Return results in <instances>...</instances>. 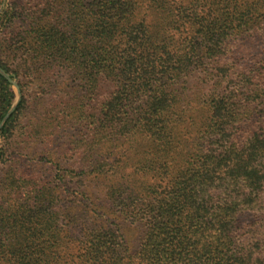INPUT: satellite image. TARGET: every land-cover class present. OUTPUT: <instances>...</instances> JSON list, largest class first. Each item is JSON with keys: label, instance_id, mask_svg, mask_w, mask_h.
I'll list each match as a JSON object with an SVG mask.
<instances>
[{"label": "trees", "instance_id": "obj_1", "mask_svg": "<svg viewBox=\"0 0 264 264\" xmlns=\"http://www.w3.org/2000/svg\"><path fill=\"white\" fill-rule=\"evenodd\" d=\"M251 1L37 0L26 23L23 9L2 10L7 62L0 66L21 78L57 75L52 121L39 122L55 133L73 119L85 132L72 143L70 169L49 162L46 133L32 134L28 140L41 139V158L26 172L14 162L17 170L1 177L24 94L0 129V264H264V224L254 219L244 228L239 220L264 216V134L245 126L264 113L254 103L264 96L261 85L253 83L264 54L242 46L264 37V0ZM20 23L31 54L14 68L8 36ZM237 56L258 68L230 72L227 63ZM215 67L223 75L208 74ZM198 69L211 90L182 94ZM230 76L234 88L223 86ZM249 85L251 98L230 102ZM12 98L0 76V120ZM48 162L60 175L32 178V168ZM66 178L92 190L64 200ZM83 199L88 206L81 208ZM122 222L144 227L136 250L126 245ZM78 227L82 246H69Z\"/></svg>", "mask_w": 264, "mask_h": 264}, {"label": "rangeland", "instance_id": "obj_2", "mask_svg": "<svg viewBox=\"0 0 264 264\" xmlns=\"http://www.w3.org/2000/svg\"><path fill=\"white\" fill-rule=\"evenodd\" d=\"M254 1V0H252ZM251 1V2H252ZM14 6L17 8V12L20 11V9L24 10V14L26 15L23 17V21L26 23L30 20V17L33 15V13L38 8L37 0H0V13L2 10L8 9ZM263 9L262 2L259 3V11ZM28 18V20H27ZM261 19L259 14V20ZM20 29H17L15 33L17 35L13 38L11 36H8L9 41L11 40L10 47L12 46V49L9 47V52H13L15 55V59L11 61V58L13 55H10L8 58V62L14 66V68H17L21 63L20 56L23 54V58H25L26 55H30L31 51H25L27 50V47H25L23 44V41L21 40V35H24V32L27 28L23 27V24H19ZM260 34V33H259ZM13 38V39H12ZM249 49L252 50V48L258 49L255 51L257 56H262L264 54V37H251L244 40L243 45ZM8 48V47H7ZM7 54V53H6ZM262 58V57H261ZM241 58L239 56L235 57V60H231L227 63V69L230 70V72L238 73V72H247V71H253L254 69H257L258 67L254 68V64L249 65V61H241ZM6 61L2 55H0V61L3 62ZM239 61V63H236V65L233 66V62ZM7 62V61H6ZM237 68V70H236ZM2 72V74H1ZM208 74H219L223 75L222 72L218 71L216 67L214 69H210L207 71ZM0 76H2L3 79H5L9 84L11 91L13 93V98L11 100L10 106L5 112L4 116L0 120V129L4 125V123L7 121V119L11 116V114L16 109L17 105L21 101V98L24 94V115L22 118L16 122V135L14 142L10 143L7 146V150L5 152V159H6V166L2 168V175L3 177L5 174L13 172L17 170L15 167V163L18 165V169L22 170L23 172H26L29 170V165L32 164L41 158V153L44 152V147H42L39 143L41 141L40 138L34 137L30 140L27 139L26 135H32V134H42L46 133L49 137V147L47 151V155L50 157L49 162L50 163H57L59 167L63 169H70L71 167V161L73 159L71 158L72 154H74L75 147L72 144L74 141L80 140L83 133L85 132L84 129L81 128V125L74 124L71 120L70 123L65 124V126L60 130L56 131L54 133L53 129L51 127H47L45 125H42V123L39 122L40 118L47 119V122H51L52 119L50 115L48 114V111L52 109L54 106H57V104L52 103L53 100H57V92L59 90H55V87L58 85L59 77L57 75L53 74H47L38 79L36 75L34 76H25V78H21L19 75L18 77L13 76V73L6 72L1 66H0ZM212 76V75H211ZM257 79L253 81V83H257L261 85V88L257 90L259 94L262 95L264 93V61L262 64L259 65V71H256ZM30 78V79H29ZM205 72L201 69H198L194 72H191L190 75L186 78L187 83L185 84L184 89L182 90V94H184V90L186 93L190 94L191 92L197 93V95L207 94L211 90V86L209 84L205 83L206 80ZM210 79V78H209ZM19 82H22L24 84L23 87V93L21 92V89L19 87ZM30 82V83H29ZM236 79L232 76L230 77H224L223 80V86L234 88L235 87ZM50 84V87H47V85ZM59 86V85H58ZM61 87V86H59ZM58 88V87H57ZM241 89V88H240ZM68 89H65V92H67ZM255 89H253L252 85H249L246 89L245 96L243 97L241 93L236 92L237 97L233 98L230 102L235 103L236 101H239V99L242 97V100H245L246 96L251 98V93L254 92ZM249 93V94H248ZM100 94V93H99ZM64 93L61 94L63 96ZM197 95H192L193 99L196 100ZM185 98H189V95H183ZM264 97V96H263ZM259 101H256L254 103H257L256 108L258 110L263 109L264 110V98ZM252 100V99H248ZM191 102V101H190ZM246 102V101H245ZM250 102V101H249ZM52 103V104H51ZM188 104V103H186ZM194 104V103H192ZM190 105V103H189ZM60 109H63L60 106ZM255 125H253V122L246 123L245 126H248L247 130H253L257 135L264 134V113L261 115L259 119L257 117H254ZM35 121L38 122L40 125V128L37 124H35ZM246 135L252 136L251 134L246 133ZM1 147V144H0ZM48 162V165L45 167H36L32 168L31 171H34V175L32 178H36L35 180L40 182V180H48V181H54V179L59 176L57 175V169L53 165H51ZM13 163V164H12ZM70 164V165H69ZM1 168V167H0ZM66 187L61 186L62 196L63 199H68L70 197V202H73L74 198L78 197L79 192H83L84 190L86 192H89L92 190V187L88 185L87 182L81 183L76 178L69 181V178H66ZM97 188V187H96ZM98 189V188H97ZM98 197V194L95 195ZM260 198L264 197V189L263 193L260 194ZM67 201V200H66ZM81 208L87 207L88 203L83 199L81 200ZM87 210V209H86ZM244 216L240 220V224L244 225V228H248L251 226V224L254 222V219H258L261 221V224H264V216H256L254 213H244ZM80 223H84L80 222ZM79 223V224H80ZM121 226V225H120ZM80 227H78L71 237V243L69 246H82L81 242L82 239V231H79ZM122 232L124 234V239L126 241V245L133 251L139 248V243L141 238L144 236V227L140 223H126L122 222L121 226ZM8 231V230H6ZM13 232H16V230H13ZM2 231L0 233V245L5 242V238L2 237ZM21 236H18L20 239ZM15 242L8 241V243L5 246H13ZM18 245L21 246H27L28 244L26 242L18 241Z\"/></svg>", "mask_w": 264, "mask_h": 264}, {"label": "water", "instance_id": "obj_3", "mask_svg": "<svg viewBox=\"0 0 264 264\" xmlns=\"http://www.w3.org/2000/svg\"><path fill=\"white\" fill-rule=\"evenodd\" d=\"M1 74H2V72H1ZM3 75V74H2Z\"/></svg>", "mask_w": 264, "mask_h": 264}]
</instances>
